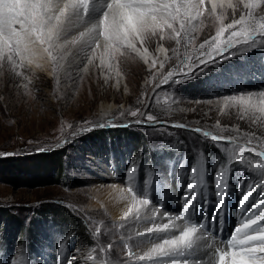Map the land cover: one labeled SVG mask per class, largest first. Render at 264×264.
Segmentation results:
<instances>
[{"label":"rangeland","instance_id":"374dc122","mask_svg":"<svg viewBox=\"0 0 264 264\" xmlns=\"http://www.w3.org/2000/svg\"><path fill=\"white\" fill-rule=\"evenodd\" d=\"M214 2L177 0L197 5L199 15L183 16L182 8L171 28L164 25L129 38L134 47L120 40L105 53L106 41L67 44L74 37L70 34L58 41L67 47L53 51L55 60L38 50L23 59L7 50L0 53V161L66 151L64 177L53 182L42 179L41 171L35 176L32 168L41 163L28 172L29 165L1 168L0 209L8 220L0 215L7 227L0 231V264H141L139 257L152 241L140 238L139 228L152 223L137 227L111 220L110 211L93 196L98 184L118 181L115 163L125 182L137 179L130 192L139 201L167 212L174 210L152 199L157 185L184 174V192L189 185L207 192L210 184L217 191L221 169L226 184L243 189L238 206L249 188L253 206L264 202V111L231 99L247 96L237 90L242 87L237 77L245 71L244 61L255 60L230 53L249 34L255 37L247 40L254 50L264 48V37H259L264 35V0ZM241 30L240 36L231 37ZM144 47L155 57L150 64L138 53ZM254 56L264 63V50ZM49 58L46 69L42 65ZM257 91L264 94V89ZM101 124L105 126H97ZM146 182L147 190L141 189ZM218 197L212 204H219ZM47 207L56 212H47ZM20 223L31 239L23 233L18 237ZM77 229L87 234L75 233Z\"/></svg>","mask_w":264,"mask_h":264},{"label":"snow or ice","instance_id":"6c2138e0","mask_svg":"<svg viewBox=\"0 0 264 264\" xmlns=\"http://www.w3.org/2000/svg\"><path fill=\"white\" fill-rule=\"evenodd\" d=\"M202 2L203 0H201ZM81 8L85 13L88 12V0H78V2H73V0H67V2H63V0H0V53L7 50L21 56L23 59L25 54L29 56L36 55V46L39 45L43 52L55 60L56 57L53 55V51L64 46L59 44L58 41L61 33L65 30V21L70 14L79 18ZM106 8L107 11L103 13V20L88 30V33H91L97 28L101 29L99 34L106 41L104 45L105 53L111 49L114 43L120 40L127 42L129 46H133L129 40L130 36L140 37L143 33L154 31L164 25L171 28L172 22L178 16H181L182 8L184 9L183 16L194 18L192 17L193 12L199 15L197 5L178 4L177 0H171V2H162V0H107ZM236 23H242V21ZM233 26L229 25V27ZM180 27L181 29L184 27L183 19H181ZM261 28H264V23H261ZM242 32L243 30L240 32L233 31L231 37L240 36ZM88 33L81 32L79 37L74 38L69 43L75 44L77 40L85 37ZM217 36H219V33ZM248 39L254 41L255 37L249 34L245 37V42ZM239 42L232 41L233 44ZM9 59H11V56H9ZM165 79L167 80V77ZM231 99H239L241 103L246 102L244 97H232ZM132 114L136 115V113ZM147 119L152 120L153 117L147 116ZM97 126L104 127L105 125ZM173 127L186 128L187 126L173 125ZM196 131H199V129ZM205 135L210 134L205 133ZM213 139L217 138L213 137ZM192 173L196 174L195 167ZM216 179L219 206L222 207L227 190L226 175L223 169H221L220 175ZM200 182L203 183L202 176ZM188 187L191 191L193 185ZM250 195L251 188H249L248 195L243 196L242 205L248 201ZM184 199L185 204L182 211L186 215L196 201V195L193 193ZM133 200H135V197H133ZM139 203L143 205L147 204L148 201L140 200ZM131 212L132 209L129 208L126 215ZM138 213L139 209H137ZM185 215L177 218L185 221ZM258 220L264 221V207H261L254 216L249 215L243 219L241 227L235 229L237 235L233 236L228 243V247L232 249L231 251L216 250V253L213 254L215 264H228L226 258L230 259L231 264H264V255H261L264 254V226L252 227V225H257ZM222 223L221 217L220 226ZM169 227V224L162 226L164 230L169 229ZM204 228H206L204 223L196 226L189 225L185 221L184 227L178 236L164 238L162 243L154 242L139 259L142 261L147 260L149 264H177L176 258L183 257L184 260L181 261V264H189V259H191V264H202L199 258L193 259V257L196 256L201 247H207V245H200L196 242L199 238L193 239V237H196L199 229ZM208 228L210 230V227ZM147 231L159 232L160 228H149Z\"/></svg>","mask_w":264,"mask_h":264},{"label":"bare ground","instance_id":"6f19581e","mask_svg":"<svg viewBox=\"0 0 264 264\" xmlns=\"http://www.w3.org/2000/svg\"><path fill=\"white\" fill-rule=\"evenodd\" d=\"M63 2H67V0H63ZM73 2H78V0H73ZM106 2L107 0H88L89 9L87 13H85L84 10L81 8L79 18H76L75 15L70 14L68 19L65 21V24H64L65 30L61 33L59 40L62 41L63 39H65V37H67L70 34L74 35L72 39H67L68 40L67 44H69V41L80 36L81 29H84L85 30L84 32L88 33V30L90 28H92L94 25L99 24L103 20V13L107 11ZM212 2L215 3L214 0H212ZM97 19H101V21H98ZM97 30L98 29H96L94 32L88 33L85 37L81 39H83V41L85 42L100 41L101 42L100 45L104 44L105 40L102 37L99 38L100 34L98 33L99 31ZM262 36L264 37V35H260L259 37L261 38ZM129 38H131V36ZM36 47H37V50L41 53V55L48 56L47 53L41 50V47L39 45H37ZM66 47L64 46L62 48L64 49ZM263 50L264 48L263 49L259 48L258 50H254L253 44L251 42L244 41L240 43V45L238 46L236 45V47L232 51H230V53L237 54L236 52H238L245 59L247 58V56L248 58L250 56H253L255 60L254 63L251 64V62L248 61V58H247L248 62L244 61L245 71H242L241 75L237 77L238 79H240L239 83H240V86L242 87L238 88L240 86L238 87L237 85H234V86L235 88H238L237 90H243V91L248 92L247 96L242 95L244 98H247L246 104H249V105L253 104V106L260 108L261 110L264 111V95H261L258 92L259 90L257 91V89H264V63H262V61L259 63L256 62V57L254 56V55L256 56L260 55ZM138 53L143 58V60L147 62L148 64H150L151 61L154 60L155 58L153 54L151 53V51H149V49L146 47H144V49L140 50ZM53 55H54V52H53ZM50 60L51 59L49 58L47 59V61L45 59L46 62L44 63L41 62L42 60L40 62L43 63L42 66L47 67L46 69H48L50 68V65H51ZM254 79H256V81H254ZM250 88H251V92L247 90ZM258 100H261V101L257 102ZM114 167L117 170V174L115 176H117L118 181L111 180L110 184H108L107 186H105L102 183L95 186L93 189L94 199L99 201L102 206H104L106 209L110 211L113 217L111 220H117V221L125 220L126 226H137V227H140L141 225H146V223L151 222L152 224L150 225V227L145 226V228L143 227L139 228V231H140L139 237L142 239L150 238L152 241L151 242L152 245L154 242L162 243L164 238H171L173 236H178L180 234V231L184 227V224L182 223V220L177 217H180V215L178 214V211L185 204V199H184L185 197L190 196L193 193L196 195V201L190 208L189 212L186 215L183 214V216L184 215L186 216L185 217L186 219L189 213L200 212L199 207L202 204V200L206 199L207 202H209L210 200H214V198L218 197L215 195L217 191L212 189L213 188L212 184H210L212 186L211 190H208L207 192L206 191L202 192L201 188H197L194 186L191 189V191H189L188 189V190H185L184 192L183 188L185 186L184 183H186V179H185L186 176L184 177V174H181L179 176H174L171 181L167 178L165 181L166 184H164V186L160 188H159V185H157L158 186L157 192L154 195V190H153V193H152L153 194L152 199H155L158 202L162 201L163 207L168 206V208H172V210H174V213L167 212L165 209L160 210L161 208L158 207L157 204H143L142 205L139 203V199H138L139 197L136 198L131 193L133 191V187H135L134 185L137 184L136 182H138L136 181L137 179L133 178L130 182H125V179L121 177L120 175V172H121L119 171L120 166L115 163ZM146 183L147 184H145V186H142L141 184V189L142 187L146 189L149 186L150 183L148 182ZM236 186H237L236 183H233L232 186H230V184L227 186L228 193H227V196L224 198V201H226L228 204H232V203L236 204V198L238 197V193L243 191L241 186L239 187H236ZM142 192H145V191L142 190ZM133 197H135V200H133ZM129 208L132 209V212L126 215V213H128ZM136 209H139L138 214H137ZM175 212H177L176 215H175ZM134 213L136 214L134 215ZM132 214L134 215V217L132 216V218H130L129 216ZM214 216L215 215L213 214L212 215L213 219H214ZM164 224H169L170 225L169 229L164 230L162 228ZM236 226L241 227V222L238 221L236 223ZM157 227L160 228L159 232L154 231V233H151V232H148L146 229V228L149 229V228H157ZM196 238H199L198 240H196L197 243H199L202 246L207 245V247H201L197 251L196 256L193 257V259L199 258L202 261V264H215V260L213 259V254H215L216 252L211 245L212 239L210 238V236L198 230V232L196 233V237H193V239H196ZM176 260H177V264H181V261H183L184 258L177 257ZM226 260L228 261V264H231V261L229 258H226ZM143 261L141 260L139 261V263L142 264ZM143 264H149V262L146 260L145 262H143ZM189 264H191V259H189Z\"/></svg>","mask_w":264,"mask_h":264},{"label":"trees","instance_id":"16d2710c","mask_svg":"<svg viewBox=\"0 0 264 264\" xmlns=\"http://www.w3.org/2000/svg\"><path fill=\"white\" fill-rule=\"evenodd\" d=\"M124 132L126 131L125 129H123ZM126 133V132H125ZM111 134V133H110ZM65 154H66V151H64V149H60V150H53L51 151L50 153L49 152H46V153H40V154H32L30 155L29 157H25V158H13V156H10L8 157L7 159H3L0 161V170L1 168L3 167H18V166H23V168H25L26 166H28V168H25L24 172H28L29 170H32V169H35L34 173L35 176H38L37 178H39V176L41 175H44L42 179H46L45 181L47 182H53L54 180H57L60 179V178H63L64 177V174H65V168H64V157H65ZM22 159H25V160H22ZM26 159H27V162H26ZM34 163H41V165L39 166H36V168H30L31 167H34L32 164ZM39 171L42 172L41 175H39ZM44 172H47L49 175L46 176L45 178V173ZM23 171H18L17 170V174H23L24 173ZM33 176L34 174L31 173ZM54 174V175H53ZM56 176H58L56 178ZM52 184V183H50ZM47 212L51 213V212H56L55 209H51V207H47ZM0 215L4 218H6V216L4 214H2L3 212L6 213L5 210L3 209H0ZM44 211V210H43ZM66 216H69L68 214H65ZM8 220V218H6ZM16 221V220H15ZM14 221V222H15ZM0 222L3 225L4 229L3 230H0L2 233H5L6 232V222L4 219H1ZM17 222V221H16ZM17 224V223H16ZM23 224L20 223V225H18V229L16 230V233L18 235V237L21 239V236L23 234H25V236L27 235L28 239H31V236L29 237V232L30 230H25V229H22L23 228ZM79 226H82V225H79ZM0 229H2V226L0 225ZM75 233H78L80 235H84V234H87L86 231H83V230H76ZM35 234V233H33ZM32 234V235H33ZM34 236V235H33ZM26 238V237H25ZM8 240H5L3 241V244H7Z\"/></svg>","mask_w":264,"mask_h":264}]
</instances>
